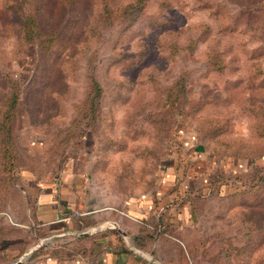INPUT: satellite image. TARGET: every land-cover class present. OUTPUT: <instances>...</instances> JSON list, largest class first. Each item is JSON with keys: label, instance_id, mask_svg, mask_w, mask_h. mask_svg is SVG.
Masks as SVG:
<instances>
[{"label": "rangeland", "instance_id": "374dc122", "mask_svg": "<svg viewBox=\"0 0 264 264\" xmlns=\"http://www.w3.org/2000/svg\"><path fill=\"white\" fill-rule=\"evenodd\" d=\"M13 1L27 0H0V258L3 249H18L19 259L44 240L24 185L8 179L2 161L12 158L30 179L54 171L67 155L86 156L89 185L106 207L154 197L151 216L124 218L156 227L149 251L158 264L170 257L179 264H264V130L257 129L264 118V15L254 8L264 0H168L165 9L149 0L135 24L116 20L109 31H89L103 0H75L86 23L74 31L67 30L74 16L67 2L55 11L54 0H43L44 32L58 30L69 41L45 54L22 43L21 8L5 6ZM201 36L193 54L168 56L172 42ZM256 48L262 55L249 58ZM212 50L220 51L221 71L209 69ZM181 75L185 91L173 108L166 95ZM11 85L18 97L12 136L1 130ZM200 152L215 160L212 175L221 180L212 188L206 179L181 180L162 195V172L174 163L188 168ZM169 208L178 210L176 219L155 218L169 216Z\"/></svg>", "mask_w": 264, "mask_h": 264}, {"label": "crops", "instance_id": "0c3cea01", "mask_svg": "<svg viewBox=\"0 0 264 264\" xmlns=\"http://www.w3.org/2000/svg\"><path fill=\"white\" fill-rule=\"evenodd\" d=\"M196 154H194L193 164L188 168L184 166L179 168L177 163H174L162 172L159 189L163 192L162 195H167V188L181 180L183 182L200 179L208 181V177L215 173L217 163L210 157L211 155L209 153L205 155L203 152ZM80 158L68 159L60 168L41 177L31 175L29 179L27 172H22L21 176H23L25 196L30 197L31 200L35 226L40 235L44 236L42 245L38 247L44 246L43 250L46 251L53 248L55 244L62 245L77 237H88L86 253L68 258L47 252L34 259H30V254L25 264H158L153 261V256L150 257L149 249L145 250L135 244L134 236L141 232L145 233L143 228L138 224L126 225L127 221L124 218L132 216L136 219H145L151 216L154 197L143 195L124 203L121 208H118L119 204L113 205L114 208L106 207L108 205L103 196H100L97 191L94 192L92 185H89L90 165L81 163L86 156L83 159ZM221 167L225 169V165ZM173 193L175 191L171 192L170 196ZM119 210L128 216L121 215ZM75 212L81 214L77 216ZM114 224H118L127 235L122 236L117 232ZM98 226H101L100 230L87 236L80 235ZM181 228L180 226L179 229ZM179 262L184 264L180 258ZM164 264L179 263L170 257Z\"/></svg>", "mask_w": 264, "mask_h": 264}, {"label": "trees", "instance_id": "16d2710c", "mask_svg": "<svg viewBox=\"0 0 264 264\" xmlns=\"http://www.w3.org/2000/svg\"><path fill=\"white\" fill-rule=\"evenodd\" d=\"M55 1V11L60 8V4L62 3L60 0H54ZM68 4V6L71 9V12H74V16H72V20L69 21V25L67 30H75L77 28H81L83 25H85L86 20H83L80 16V14L76 13V3L75 0H65ZM149 0H103V6L100 8L99 13L95 17V19L91 22L89 25V31H97L100 27L103 26V30L109 31L113 27H115L117 24H122V22H126V24H135L145 13V9L147 7ZM158 6L161 9H165L168 7V0H156ZM43 0H27V2H23L22 4L15 3V1L11 3H6V9L12 12V10L21 8V15L23 17L22 22V29H21V38L22 43L28 44V45H35L37 46L38 50L42 52L43 54L50 52L52 49L56 48L61 39L64 46H67L69 41L68 38H60L61 32L58 30L51 31L49 33H45L43 30V27L41 25L40 21V13L42 14L43 10ZM59 4V5H58ZM208 7L212 8L211 11L214 14H222V11L219 7H213L214 3H206ZM258 12L262 13L264 15V2L259 3L254 7ZM254 9V10H255ZM119 21L116 22L115 21ZM125 24V23H124ZM205 27L200 31V35L206 36L208 30ZM229 27H222L221 30L228 29ZM234 27H230L229 30H232ZM168 35H172L171 33H168ZM203 36L199 38H190L186 40L185 43L179 44L177 42H172L170 45V53L168 54L169 57H171L172 60H174L175 55H178L179 53H186V54H193V50L197 46L200 39L203 38ZM215 41V40H214ZM165 42H162V40L159 41V46L163 47ZM220 51H214L212 50L207 59L209 60V69L215 70V71H221L223 69L222 62L219 60L220 56H218ZM212 53V54H211ZM262 55L261 49L256 48L252 50V52L249 55V58H258ZM177 82V81H176ZM13 84V81L11 82ZM12 86V85H11ZM15 85L12 86L11 95L9 97V100L6 102L7 109L3 113V116L5 117L4 122L1 125V130L7 131L8 135L12 136L13 126L14 122L16 120L17 112L15 111V108L17 106V94L15 92ZM97 89V88H95ZM100 91V90H99ZM96 91V92H99ZM185 91V78L184 76H180L178 79V82L175 84V86H172L169 88V91L166 95L168 96L169 101L172 104V107L175 108L178 106V103H180L181 98L184 95ZM264 114L263 111H259ZM258 112V113H259ZM258 124H260V128L257 127V129L261 132V129L264 130V118L258 119ZM2 131V132H3ZM80 134H78L79 136ZM264 135V132L263 134ZM7 146V144H6ZM5 156L9 155V158L12 155V152L10 150H6L4 153ZM69 157L66 155L63 159V161L57 165L56 168H60V166L65 163ZM2 170H5L6 173H8L10 176L8 179H10L12 176L13 178H18L20 182H22V172H27L28 170L19 171L17 173V164L13 159L11 158L8 161H2L1 163ZM55 168V169H56ZM54 169V170H55ZM16 172V175H15ZM32 174V173H31ZM34 175V174H32ZM221 180V178L215 177V175L209 176L207 181V188H212L214 185L217 184V182ZM226 182H224L222 185L224 186ZM228 183V182H227ZM221 185V186H222ZM232 187V189H235L236 187L239 189H242L241 186L236 185L235 183H228L226 184V187L229 186ZM237 190V189H235ZM192 208L193 205L189 203ZM178 214V210L176 211L175 208H169L168 214L169 216L163 217L162 215H159L158 218L155 215V218L159 221L165 223H168L170 220L176 219ZM163 218H162V217ZM172 218V219H171ZM141 221L144 219H140ZM145 224V223H144ZM167 225V224H166ZM145 233H140L137 236H134L135 244L138 247H141L145 250H148L151 248L155 234L157 233L155 230V226L153 227H147L146 225L141 226ZM175 227V226H173ZM159 228V227H158ZM152 229V231H151ZM142 230V231H143ZM161 232V231H160ZM88 245V237H77L73 240H70L69 242L62 244V245H56L51 248L44 251V247H41V249H36L30 256V259H34L38 257L41 254L49 252L51 255L55 256H63V257H73L77 254H84L86 253ZM3 254L1 255L0 263L2 264L3 260H9V259H16L21 255V251L18 249H3Z\"/></svg>", "mask_w": 264, "mask_h": 264}, {"label": "water", "instance_id": "95a60500", "mask_svg": "<svg viewBox=\"0 0 264 264\" xmlns=\"http://www.w3.org/2000/svg\"><path fill=\"white\" fill-rule=\"evenodd\" d=\"M101 229V226L98 227H94L93 229H91L90 231H86V232H82L80 233L81 236H87L91 233H94L98 230ZM114 229L119 232L122 236H126L127 233H125L124 231L121 230V228L119 227L118 224H114ZM42 245V243L37 244L36 246H32L31 248H29L25 253L22 254L21 258L16 259L15 261H12L11 263L8 264H22L23 260L28 258V256L33 252V250H35L38 246Z\"/></svg>", "mask_w": 264, "mask_h": 264}, {"label": "built area", "instance_id": "2783aa9c", "mask_svg": "<svg viewBox=\"0 0 264 264\" xmlns=\"http://www.w3.org/2000/svg\"><path fill=\"white\" fill-rule=\"evenodd\" d=\"M74 214L78 216V215H80L81 213H79V212H75ZM121 214H122V215H127V214L124 213L123 211H121ZM127 216H128V215H127ZM130 218L133 219V220H138V219H136V218H134V217H132V216H130Z\"/></svg>", "mask_w": 264, "mask_h": 264}]
</instances>
